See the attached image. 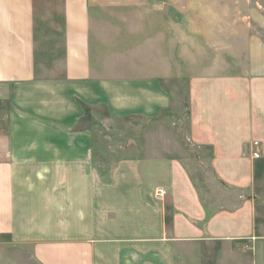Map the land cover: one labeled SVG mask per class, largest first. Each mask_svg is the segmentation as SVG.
I'll return each mask as SVG.
<instances>
[{
    "label": "crops",
    "instance_id": "1",
    "mask_svg": "<svg viewBox=\"0 0 264 264\" xmlns=\"http://www.w3.org/2000/svg\"><path fill=\"white\" fill-rule=\"evenodd\" d=\"M248 9L264 27L245 0H0V264L240 257L264 226V36L213 28ZM182 91L188 148L159 134L156 157L103 163L102 113L146 139Z\"/></svg>",
    "mask_w": 264,
    "mask_h": 264
},
{
    "label": "rangeland",
    "instance_id": "2",
    "mask_svg": "<svg viewBox=\"0 0 264 264\" xmlns=\"http://www.w3.org/2000/svg\"><path fill=\"white\" fill-rule=\"evenodd\" d=\"M232 1L236 3L239 0ZM245 2L247 3V6L249 8H253L255 6L259 8L257 13L261 16V18H264V0H245ZM41 8L45 10L46 6H44L43 4L41 5ZM223 13L226 16L224 19L227 20L228 23L227 21H224V24L222 23L224 26H217L220 28H213V31L216 32L218 29L223 28V30H226L230 34H237V32L240 31V33L244 32L246 35L257 34L260 36H264V27H261L256 22H254L252 17H249L250 13H252L251 11H249V9L246 11L235 10ZM243 13H245L244 19ZM227 16L228 19H226ZM215 32L214 34H216ZM188 77L189 76L186 75L182 76V81H188ZM182 94L184 97V101L180 104V106L178 108H175V111L167 112L165 123L163 124L164 129L161 124L154 122L150 123L148 128L145 130L149 131V137L146 139L145 137H143V122L136 120H127L123 123L122 121H114L113 119L111 120L108 116H106V114L102 113V116L100 117L101 123L98 124L97 127L100 129V133L102 136L103 163L105 162L107 164L116 165L120 164L122 162V159L131 157L135 159H141L144 157H156V154H147L146 152L147 150H152L154 149L153 147L156 148L158 146L159 134L160 136L164 137V142L167 147H176L179 144L185 145L188 148L189 142L186 137V134L189 131L187 93L186 91H182ZM160 142H163V140L160 139ZM126 150L127 153H125ZM186 156L187 155L185 154L178 155V157L182 160L185 159L184 157ZM185 161L188 162V159H186ZM186 164L189 172L191 171V173L195 176L194 181H196L197 189L203 196L204 205L207 207V209L209 208L208 206L213 207V204H211L210 201H207L209 187L206 185V172L196 170L193 163L190 165L188 163ZM113 173V171H103V178L109 179L110 177H112L111 174ZM136 175L140 176V181L137 182L142 183V173L136 172ZM125 177V173L123 172L119 175L118 178L125 179ZM117 189L120 191L125 189V187H118ZM136 190H141L142 196L145 197L147 203L152 204V202H156L154 196L155 194L153 193L154 190L148 191L147 187L144 186H136V189H134V191ZM229 242L233 243L234 245L240 244V248L243 249L242 252H238L240 254L239 258H233L229 255L230 264H264V226L260 227L259 231H257V235L242 239L230 240ZM218 253L221 254L220 251H218ZM232 253L233 252L230 251V254ZM219 259L221 258L219 257ZM214 264H222V262H217L215 260Z\"/></svg>",
    "mask_w": 264,
    "mask_h": 264
},
{
    "label": "built area",
    "instance_id": "3",
    "mask_svg": "<svg viewBox=\"0 0 264 264\" xmlns=\"http://www.w3.org/2000/svg\"><path fill=\"white\" fill-rule=\"evenodd\" d=\"M254 145H259V141H255L254 142ZM254 156L255 157H260L259 152H255L254 153ZM167 193H168L167 189H165V188H159L155 192V197H156V199L163 200L165 198V196L167 195Z\"/></svg>",
    "mask_w": 264,
    "mask_h": 264
}]
</instances>
